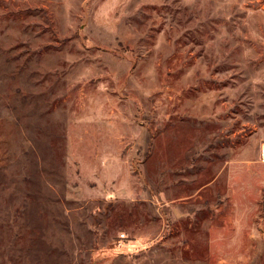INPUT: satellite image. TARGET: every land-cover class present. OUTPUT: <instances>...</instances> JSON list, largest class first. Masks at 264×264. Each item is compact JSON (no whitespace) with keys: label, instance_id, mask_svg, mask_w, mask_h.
Returning a JSON list of instances; mask_svg holds the SVG:
<instances>
[{"label":"rangeland","instance_id":"rangeland-1","mask_svg":"<svg viewBox=\"0 0 264 264\" xmlns=\"http://www.w3.org/2000/svg\"><path fill=\"white\" fill-rule=\"evenodd\" d=\"M264 0H0V264H264Z\"/></svg>","mask_w":264,"mask_h":264},{"label":"bare ground","instance_id":"bare-ground-1","mask_svg":"<svg viewBox=\"0 0 264 264\" xmlns=\"http://www.w3.org/2000/svg\"><path fill=\"white\" fill-rule=\"evenodd\" d=\"M263 152H264V148H263Z\"/></svg>","mask_w":264,"mask_h":264}]
</instances>
